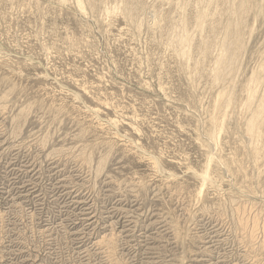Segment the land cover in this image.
Instances as JSON below:
<instances>
[{
  "label": "rangeland",
  "instance_id": "1",
  "mask_svg": "<svg viewBox=\"0 0 264 264\" xmlns=\"http://www.w3.org/2000/svg\"><path fill=\"white\" fill-rule=\"evenodd\" d=\"M0 264H264V0H0Z\"/></svg>",
  "mask_w": 264,
  "mask_h": 264
},
{
  "label": "bare ground",
  "instance_id": "2",
  "mask_svg": "<svg viewBox=\"0 0 264 264\" xmlns=\"http://www.w3.org/2000/svg\"><path fill=\"white\" fill-rule=\"evenodd\" d=\"M209 172V171H208ZM207 173V172H206ZM208 175V174H207Z\"/></svg>",
  "mask_w": 264,
  "mask_h": 264
}]
</instances>
